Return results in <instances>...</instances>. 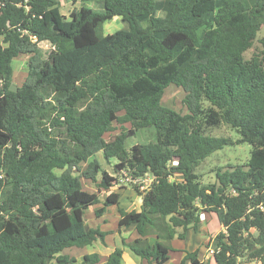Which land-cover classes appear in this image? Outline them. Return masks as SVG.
<instances>
[{"label": "trees", "instance_id": "trees-1", "mask_svg": "<svg viewBox=\"0 0 264 264\" xmlns=\"http://www.w3.org/2000/svg\"><path fill=\"white\" fill-rule=\"evenodd\" d=\"M115 17L129 30L104 35ZM263 25L264 0H103V11L82 7L71 19L58 0H0V264H77L65 250L105 243L107 233L86 224L101 202L82 183L106 191L119 183L89 162L100 152L117 160L118 176L152 177L140 212L122 208L118 193L95 211L117 207L119 230L134 226L139 236L124 245L142 262L166 264L172 241L210 213L223 227L208 244L212 261L186 252L181 264H264V56L244 58ZM23 55L28 76L12 92ZM170 85L186 93L188 114L163 106ZM115 123L123 132L106 140ZM222 125L252 146L251 157L203 185L195 170L230 143L205 133ZM142 129L157 140L128 149ZM149 228L163 240L150 244ZM123 254L115 249L104 264H124ZM79 264L101 260L94 253Z\"/></svg>", "mask_w": 264, "mask_h": 264}, {"label": "rangeland", "instance_id": "rangeland-1", "mask_svg": "<svg viewBox=\"0 0 264 264\" xmlns=\"http://www.w3.org/2000/svg\"><path fill=\"white\" fill-rule=\"evenodd\" d=\"M58 3L60 5L61 13L67 18H72L73 11H79L82 7H89L95 11L101 12L103 11V0H90L88 2H79L77 4H72L71 2H68L66 0H58ZM103 34L104 35H111L114 34L117 31L122 30H129V25L127 23H124L121 18L115 17L110 21H107L103 27ZM264 37V25L262 26L260 32L258 33L257 39L255 40L253 47L247 51L244 55L245 60H250L254 55H263V48L261 46L260 40ZM0 46H4L2 38H0ZM40 47L45 53H49L51 50V47L49 44H41ZM29 55H23L17 58L13 61L12 67L14 70V75L12 82L16 86L20 87L22 84L26 81L29 71ZM186 96V93L181 88H177L175 85H170L164 93L162 104L163 106L170 108L177 113L181 114L182 116L188 114V111L183 104V100ZM115 131L112 133H107L104 138L106 140H109L113 136L123 132V129L120 125L116 124L114 125ZM124 128L126 130H130L132 126L130 124L124 125ZM205 135H209L214 138H225L230 141V143L226 146H224L221 150H218L214 152L211 156H209L196 170L195 174L198 176L199 181L203 185H209V184H216L217 183V172L218 170H230L233 167H242L246 166L250 160L251 157V151L252 146L248 143H242L239 142L241 140V136L231 127L227 125H222L219 128H214L207 130V133ZM157 140L156 133L154 129H142L139 130L136 134V136L129 138L126 141V146L128 149L131 147L137 145V144H147L150 142H155ZM96 159L102 167V170L105 171L110 176L119 179V183L116 184L113 188H111L109 191L101 190L98 188L97 183L92 182L91 180H87L86 178H82L83 183V191L88 195H96L98 196V200H100L101 203L95 207H91L85 212V220L86 224L90 228H95L96 226H100V229H107L110 230L107 233V236L105 240L109 244H112L113 237L115 238L114 244L118 247L121 246V240H125L128 242L132 241V238H134L137 234L134 227L128 228V229H120L117 231L118 228L117 222H118V211L117 207H109L107 209L106 214V223L102 224V220L97 218L95 215V211L102 207L104 202L107 200L108 196L111 193H118L120 194V204L121 207L124 208L126 211H137L139 212L142 206L143 199L140 196V192H142V189L140 188V191H137L136 187H140L139 183H129L124 177V173L121 175H117L114 173V166L117 163L116 159L112 160H106L104 158V155L102 152L95 155V157L91 158L89 162L94 161ZM88 163H82L81 170L82 172L85 171L89 165ZM102 176L101 174L98 177V182H101ZM202 220V224L198 231H195V236L190 237L189 241H177L171 243V247L173 249H191V251H197L199 258L206 263L207 256L210 255L207 251L208 244L210 241L215 238L216 235H218L223 227L220 225L218 219L215 215H212L211 221L208 223L207 221ZM167 222V220L163 221ZM165 223L161 222L160 227H165ZM220 226L222 228H220ZM163 230V229H162ZM223 231V230H222ZM157 233L158 231L155 230ZM161 232V231H160ZM179 234L182 233V229H178L177 231ZM113 234V235H112ZM112 235V236H110ZM202 236L205 239V241H200L199 238ZM102 241L98 240L96 243H94L92 246L83 249V248H70L64 251V254H67L75 259V262L79 264L82 262V259L84 258V254L91 253L93 250H96L97 252L100 251L101 253L110 251L111 247L107 246L104 247L105 244ZM189 247V248H188ZM122 248V247H121ZM120 248V249H121ZM87 250V251H86ZM114 251V250H113ZM112 251V252H113ZM195 251V252H196ZM200 251V255L199 254ZM125 260V257L123 258ZM177 257L176 255L172 256V263L176 264ZM125 263V262H124ZM127 264V263H126ZM247 264H260L259 262H247Z\"/></svg>", "mask_w": 264, "mask_h": 264}, {"label": "crops", "instance_id": "crops-1", "mask_svg": "<svg viewBox=\"0 0 264 264\" xmlns=\"http://www.w3.org/2000/svg\"><path fill=\"white\" fill-rule=\"evenodd\" d=\"M95 207V206H94ZM141 210V209H140ZM130 212V211H129ZM140 212V211H139ZM202 214H204V221H207L208 223L211 221V219H212V215L210 214V213H202ZM106 214L104 215V216H102L101 218H99V219H101L102 220V224H105L106 223ZM118 221H119V217H118ZM117 225H118V222H117ZM132 227H134V226H132ZM100 229V226L98 227V226H96L94 229ZM131 228V227H130ZM220 228H222L221 226H220ZM122 229H125V228H122ZM121 229V230H122ZM126 229H128V228H126ZM134 229H135V227H134ZM101 231H103V232H106V233H108L110 230H107V229H100ZM117 231H119V227L116 229ZM221 231L223 230V228L222 229H220ZM136 231V230H135ZM178 231V230H177ZM113 235V234H112ZM112 235H110V236H112ZM196 234H195V231L193 230V229H190L189 231H188V233H187V235H186V239L184 240V241H189V239H190V237H194ZM115 237V236H114ZM113 237V239H112V244H109L108 242H107V240H105L106 242H107V244H105L104 245V247H107V246H110L111 247V249H110V251H107V252H104V253H101L100 251H96V250H93V252H91V253H86V254H84V256H86V255H90V254H94V253H96V254H98L99 255V257H100V260H101V264H104V263H106V261H107V259H108V257H109V255L112 253V251L113 250H115V249H117V248H121V249H123V251H124V254H123V258L125 257V260H123V263L124 264H145V262H142L141 261V259L138 257V256H136L127 246H125L124 245V242H123V240H121V246L120 247H118V246H116L115 244H114V242H115V238ZM165 237V234H164V232H161V233H159V232H155V230L154 229H148V231H147V239H148V241H149V243L150 244H153L156 240H159V241H162L163 239L162 238H164ZM203 237H205V236H202L201 235V238H199L200 239V241H205V239L203 238ZM139 238V236H138V234H136V236L134 237V238H132V241L131 242H133V241H135L136 239H138ZM177 238H175L172 242H175V241H177L176 240ZM179 241H181V240H179L178 239V242ZM131 242H128V241H126V243H131ZM86 248H88V247H85V248H83V249H86ZM189 248V247H188ZM173 249V248H172ZM210 249H212V248H208L207 249V251L208 250H210ZM87 251V250H86ZM196 251V250H195ZM195 251H191V249H173V251L170 253V260L166 263V264H171L172 263V256L173 255H176V257H177V261H176V264H181V261L183 260V258H184V256H185V253L186 252H190V253H194ZM197 252V251H196ZM199 254H200V251H199ZM67 255V254H66ZM200 255H202V254H200ZM69 256V255H68ZM203 256V255H202ZM71 257V256H70ZM72 258V257H71ZM74 259V258H73ZM198 259L201 261V262H203L200 258H199V256H198ZM209 261H212V255H208L207 256V261L206 262H209ZM205 263V262H204Z\"/></svg>", "mask_w": 264, "mask_h": 264}, {"label": "built area", "instance_id": "built-area-1", "mask_svg": "<svg viewBox=\"0 0 264 264\" xmlns=\"http://www.w3.org/2000/svg\"><path fill=\"white\" fill-rule=\"evenodd\" d=\"M33 40L35 41L36 40V37H33ZM178 164V162L175 160L174 162H173V165H177ZM126 175V174H125ZM126 180L130 183V182H133V183H138V182H136V181H134V180H132L131 179V177H127L126 176ZM139 183L141 184V189H142V191H146V190H148V188L150 187V185H151V183H152V177H150V176H147L146 178H144L142 181H139ZM201 219H203L204 220V214H201ZM208 252H209V254L210 255H214V253H215V250H213V249H210V250H208Z\"/></svg>", "mask_w": 264, "mask_h": 264}, {"label": "water", "instance_id": "water-1", "mask_svg": "<svg viewBox=\"0 0 264 264\" xmlns=\"http://www.w3.org/2000/svg\"><path fill=\"white\" fill-rule=\"evenodd\" d=\"M18 89H19V87L16 86L15 84H13V85L11 86V88H10V90H11L12 92H17Z\"/></svg>", "mask_w": 264, "mask_h": 264}]
</instances>
